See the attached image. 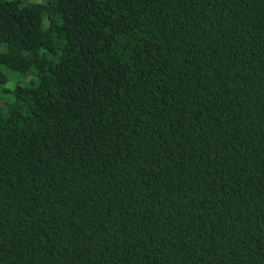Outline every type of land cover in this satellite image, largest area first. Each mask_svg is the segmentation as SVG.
I'll return each mask as SVG.
<instances>
[{"label": "trees", "instance_id": "16d2710c", "mask_svg": "<svg viewBox=\"0 0 264 264\" xmlns=\"http://www.w3.org/2000/svg\"><path fill=\"white\" fill-rule=\"evenodd\" d=\"M0 264H264V0H0Z\"/></svg>", "mask_w": 264, "mask_h": 264}, {"label": "rangeland", "instance_id": "374dc122", "mask_svg": "<svg viewBox=\"0 0 264 264\" xmlns=\"http://www.w3.org/2000/svg\"><path fill=\"white\" fill-rule=\"evenodd\" d=\"M6 72H7V70H6ZM8 72L11 73L12 71H9V70H8ZM8 76H9V79H10V80H9L10 83H11L12 81H14L15 76H12L11 74H9Z\"/></svg>", "mask_w": 264, "mask_h": 264}]
</instances>
